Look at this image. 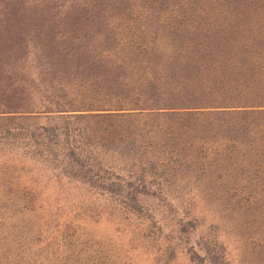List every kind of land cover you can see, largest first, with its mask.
Instances as JSON below:
<instances>
[{
    "label": "trees",
    "instance_id": "obj_1",
    "mask_svg": "<svg viewBox=\"0 0 264 264\" xmlns=\"http://www.w3.org/2000/svg\"><path fill=\"white\" fill-rule=\"evenodd\" d=\"M213 140L264 159V0H0V144L143 194Z\"/></svg>",
    "mask_w": 264,
    "mask_h": 264
},
{
    "label": "rangeland",
    "instance_id": "obj_2",
    "mask_svg": "<svg viewBox=\"0 0 264 264\" xmlns=\"http://www.w3.org/2000/svg\"><path fill=\"white\" fill-rule=\"evenodd\" d=\"M250 147L213 140L171 183L127 194L2 143L0 264H198L193 251L214 241L228 264H264V159Z\"/></svg>",
    "mask_w": 264,
    "mask_h": 264
}]
</instances>
